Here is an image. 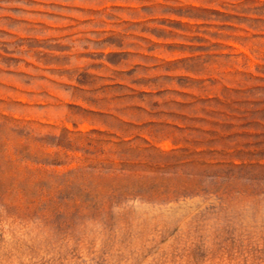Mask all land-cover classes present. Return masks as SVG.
I'll list each match as a JSON object with an SVG mask.
<instances>
[{
  "label": "rangeland",
  "instance_id": "obj_1",
  "mask_svg": "<svg viewBox=\"0 0 264 264\" xmlns=\"http://www.w3.org/2000/svg\"><path fill=\"white\" fill-rule=\"evenodd\" d=\"M0 264H264V0H0Z\"/></svg>",
  "mask_w": 264,
  "mask_h": 264
}]
</instances>
